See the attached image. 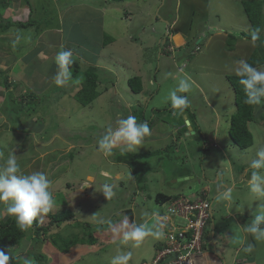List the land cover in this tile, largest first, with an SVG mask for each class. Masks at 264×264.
Masks as SVG:
<instances>
[{
    "label": "rangeland",
    "instance_id": "rangeland-1",
    "mask_svg": "<svg viewBox=\"0 0 264 264\" xmlns=\"http://www.w3.org/2000/svg\"><path fill=\"white\" fill-rule=\"evenodd\" d=\"M27 1L33 8L36 5H46L49 10V13L40 14L38 20L42 28L46 27L49 31L52 29L46 40L50 38L55 40V32L63 24L67 36L70 32L72 34V38L70 36L67 41L77 40L75 44L79 54L76 56L83 57L86 54L85 59L93 64L97 62L96 65L106 69V72L100 70L99 90L102 94L89 107H82L72 99L68 100V103L60 102L58 106V103L55 104V99L53 102L52 99L41 98L35 110L30 113L19 109L21 98L19 89L11 88L13 96L8 97L4 81L1 79L0 164H3L9 153L13 152L17 156L21 172L46 173L53 182L52 191L56 200L51 210L57 212L63 210L66 205L77 213L79 221L77 223L82 224L76 227L74 221L67 222L61 228L51 230V234L63 233V237H66L73 233L70 235L73 238L74 233H78L80 241L89 239L87 242H90V238L97 237L99 245L95 244L93 248H99L93 253H87L91 248L86 250L85 247L90 245L86 242L82 248L80 242L69 253L62 254L50 243L48 235L41 236L40 240L34 242L35 226L31 225L27 239L19 247L6 250L5 253L10 257H19L33 248L32 252L35 255L42 254L45 257L39 264H110L111 258L117 252H131L129 264H152L155 263L154 260L151 261L158 252L155 244L159 243L161 238L147 237L142 242L124 241L123 230L120 233L112 231L108 222L119 225L124 216L128 217L127 209L133 208L135 222L146 223L151 227L156 222V217L152 213L167 214L166 208L155 202L156 192L165 195L177 192L192 196L203 189L208 194L211 188L209 196L214 202V218L205 240L207 251L212 253L216 251L220 256L226 255V261L230 264L236 249L240 246L245 248L251 243L254 245V251L246 253L243 250V253L248 255L247 258L255 255L254 260L251 259L253 264H264V241H255L250 234L242 230V227L253 218L260 203L249 193L247 182L240 185L243 190L230 194L232 200L237 201L230 211L226 212L222 209L225 206L224 198L217 197L225 190L224 180L230 183L229 165L237 174L255 158L257 148L264 146V121L259 116L264 114V109H261L264 103L256 108L258 118L249 123V129L254 137L253 145L245 150L230 142L232 141L229 135L230 122L237 105H232L234 92L229 78L236 76L233 70L235 61L241 58L248 60L258 46L257 43L242 38V34L249 33L250 27L243 0H124L122 2L118 0H57V2L0 0V24L5 25L8 21H26L31 17V9L26 5ZM251 2L255 4V0L250 1L253 8ZM171 15L182 17L178 26L173 24L169 26L165 20L172 19ZM198 30L204 31L203 35L198 33ZM105 34L115 38L116 41L104 46ZM232 35L238 36V40L233 42L230 37ZM260 35L264 40V29ZM168 37L171 44L166 45L164 51L171 53V56L161 52L165 46L163 42L162 46L160 45L161 39L164 38L165 41ZM17 40L14 28L5 35L0 34V69L9 71L10 81L22 82L27 89L40 93L38 81L34 78L36 73L30 71L35 67L31 66L29 70L20 67L17 62L11 63L21 43ZM67 41L66 44L70 46L71 43ZM199 46L200 50L196 51ZM33 49L30 51V58L36 67L41 68L44 62L43 64L46 65L41 70L46 73L47 70L53 72V64L48 63V65V61L43 59L41 53L38 54L37 51L32 53ZM50 51L56 55L59 50ZM76 56V59L73 57L75 60H77ZM83 63L80 64L84 65ZM134 76H140L144 83V91L141 94H135L130 90L128 80ZM184 77H190L194 82L192 90L182 95L188 96L190 106L186 110L194 114L202 135L197 132L196 136L187 137L188 131H183L181 135L184 141L187 140V147L173 146L165 150L164 144H172L177 136L164 135L172 131L171 127L179 123L181 116L180 110H171L173 108L169 93ZM6 102L9 105V113L6 112ZM49 103L53 104L54 113L48 108ZM208 103L218 107V119L207 108ZM152 109H159V112L154 114L153 123H151L154 118ZM129 114L136 116L137 122H146L150 130L156 124H158L156 127H160L163 122H168V126L162 129L154 128L151 136L145 139L136 151L118 149L122 144L115 147L118 151L124 152L151 153L156 150L159 153L157 155L161 158L155 156L145 159L140 170L134 174L126 165H113L112 161L115 158L105 157L103 152L98 150L96 143L107 128L115 127L119 119L126 118ZM52 117H55L60 128L52 130L50 140H44L41 137L46 128L52 126L55 121ZM215 131L216 139L227 143L226 157L222 151L214 149L213 144L206 149V152H202L204 136L212 143ZM78 136L86 142L82 140L83 144L78 143L81 142ZM74 137H77L75 143L70 140ZM76 145L78 150L76 149L74 161L66 158L62 162V167H57V160L72 152ZM189 146L198 148L199 151L188 152ZM26 158L32 160L23 163L22 160ZM170 165L183 173H189L190 176H185L188 178L199 176L202 178L205 173L203 177L205 180L200 178L201 184H198L196 179L172 183L169 178ZM104 169L112 173L111 180H103L100 177V172ZM148 169L162 170L163 174H150L148 176L150 190L144 193L135 177L138 179L146 175ZM251 172L252 169L249 167L248 173ZM217 174L220 179L222 176L225 179L217 181ZM93 178L96 181L89 191L92 194H89V189L82 191L80 188L83 183L88 182L92 185ZM90 179L92 181H88ZM158 179L161 181L155 185ZM105 183L115 186V195L110 199L100 192L101 186ZM5 207V202H0V221L9 217L4 211ZM76 208H79L78 211L75 210ZM214 229H216L217 244H214L212 237ZM241 256L243 257V254ZM31 257H28L30 261L38 263ZM242 257L235 258L236 263L243 264Z\"/></svg>",
    "mask_w": 264,
    "mask_h": 264
},
{
    "label": "clouds",
    "instance_id": "clouds-1",
    "mask_svg": "<svg viewBox=\"0 0 264 264\" xmlns=\"http://www.w3.org/2000/svg\"><path fill=\"white\" fill-rule=\"evenodd\" d=\"M167 23L169 24V26L171 25L170 22ZM169 30L170 27L168 28V33ZM173 34L174 33H172V35ZM251 38L253 41H256L260 38L259 28H257L252 32ZM163 40L164 38L161 39L160 45L162 46V42H163V45L165 46L164 48H162L161 52L162 54H166V55L168 54L171 56V53H165L167 51H164L166 45L171 44L169 37L165 39V41ZM199 50H200V46L197 47L196 51ZM55 63L58 69L56 75L53 78L56 86H64L69 82H74V83L80 82V81H73L72 78V73L70 68L71 65L74 63V59H73V51L71 49L62 48L61 50H59L55 56ZM233 70H234V74L239 78L238 80L239 84L243 88L245 95L244 103L249 106H257L260 105L261 103H264V100H262V98H264V70L253 67L246 59L243 58L235 61V67ZM193 84L194 82L191 80L190 77H184L181 78L177 86L170 91L169 100L173 109H178L182 113L185 109H187L190 106V100L188 96L182 94L189 93L193 88ZM154 120L155 118L152 119L151 123H153ZM153 129L154 127L150 130L149 125L146 122H137L136 116L129 114L126 118L119 119L116 122L115 127L107 128L104 134L99 137V139L97 140L98 150L103 152L105 157L109 156L108 159L115 158L112 161L113 165L115 166L126 165L130 167V170H132L134 174L135 171L140 170V167L142 166L143 163L141 164L140 162L139 164H137L135 170L130 163L127 164V163L118 162V160H116L117 153H133V152L118 151L119 147L118 149H115V147L122 144L126 146V149L128 151H136V149L140 147V145H142L144 140L151 136L152 134L151 131ZM170 145L178 146L174 140L173 143ZM168 146L169 145H166L165 149ZM113 151H115L116 153H114ZM136 154H147V153L141 152ZM0 155H2V153H0ZM249 167L252 169V172L250 178L247 181L246 187L249 193L252 195L253 199L255 201H259L260 203L253 218L244 227H242V230L245 233L250 234L255 241L260 242V241H264V146H260L257 148L255 158L251 159L249 163ZM157 171L152 169L151 172H149V170L146 172L147 180L145 182V186L146 187L148 186V191L150 190L148 176L153 173L159 174L160 172H162V170H157ZM110 175L112 176V173L106 169L100 172V177L103 180H111ZM180 178H188V177H180ZM180 178H176V179L173 178L170 180H172V183H180L177 181ZM135 179L138 180L136 177ZM188 180H194V177L192 178L189 177L185 181ZM160 181L161 180L158 179L155 185H158ZM94 183L95 182L92 181V185H91L90 183L85 182L83 183L80 189L82 191L84 190L86 191L89 189L88 190L89 192L94 187L93 186ZM52 184H53L52 180L44 172L33 171L28 174L21 172V168L18 163L17 156L14 155L13 152L9 153L7 158L4 160L3 164H0V202H5L6 207L4 211L7 213L8 216L15 218L16 224L22 230L30 227L34 221H37L38 217H40L42 214L48 213L55 206L56 200L52 191ZM114 187H115L114 185L105 183L101 186L100 192H102L107 199H110L115 195ZM229 191L230 189L222 193L221 198H227ZM210 192L211 190L208 192V194H206V192L203 189L202 191L198 192L197 194H193L192 196H187L185 194H178V193L169 194L166 196L170 197V200H167L163 203H158L156 201L157 195L162 194V192H156L157 194H155V202L160 206H164L168 214V208L171 205V203L176 202L181 198H187L190 199L191 201H195L199 198L209 200ZM176 196L178 198L173 199V197ZM210 203L212 205V217L210 218L205 228V233L202 242L203 250H202L201 258L199 259L200 261L199 264H216V263L228 264L227 261L221 258L220 255L218 256L214 252L213 253L208 252L205 246V240L208 236L207 232L210 228V223L213 222V218H214L213 203L212 201H210ZM127 210L128 212L130 211L132 213L133 216L132 222L131 220H129V215H128V217L124 216L122 218L119 225L112 224L109 221L108 222L109 227L111 228L112 231L117 233H120L121 230H123L122 237L124 241L131 240L135 242H142L147 237H153L156 239L161 238L159 243H156V245L157 246L160 245L161 248L158 247L156 248L158 252H156V256L152 259L151 262H153V260L156 261L159 254L165 249V239H164L165 233L163 229L166 227V221L168 220V217L166 216V214L161 215L159 212L152 213V215L156 217V222L150 227L146 223L135 222L133 208ZM213 239L215 244L216 241H215L214 232H213ZM98 245L99 243L96 246ZM242 250H244L246 253H252L254 251V245L249 243L245 248L241 247L240 251ZM131 257H132L131 252H117V254L111 258L110 264H129ZM172 257L173 256L169 258L171 259ZM238 257H242V256H239V254L235 255L234 258H232L230 264H238L235 261V258ZM243 260H244L243 264H253L251 260L248 261L247 259L244 258ZM9 261H10V256L6 254L4 251L0 250V264H9ZM166 261H169V259H164L159 263H152V264H164Z\"/></svg>",
    "mask_w": 264,
    "mask_h": 264
},
{
    "label": "trees",
    "instance_id": "trees-1",
    "mask_svg": "<svg viewBox=\"0 0 264 264\" xmlns=\"http://www.w3.org/2000/svg\"><path fill=\"white\" fill-rule=\"evenodd\" d=\"M119 2H122L124 0H118ZM250 1L252 0H243V6L245 9V12L247 14V18L249 20V33H245L242 34V38H247L250 41H253L251 38V34L254 30H256L257 28L260 29V33L263 31L264 29V0H255V4L252 3V5H254V7L252 8L250 5ZM55 2H57V0H55ZM26 5H28L29 9H31V14L33 16V14L35 16H31L29 17L26 21L23 20H19V21H8L5 25L0 24V34L5 35L6 33H8L9 31H11L13 28L15 29L16 35H17V39L21 42L19 43L18 47H17V55L16 57L11 61V63H15L16 61L19 63L20 67H25L27 69L30 70V68H32L31 66H34V68H32V70H30L33 73H36L35 75V80H37V84H38V89L40 91V93H36L34 91H31L29 89H27V87L25 86L24 83L22 82H12L9 80V74L7 71H3L2 69H0V80L3 79L4 81V86L6 88V92H7V96L8 97H12L13 96V90L19 89L20 91V105H19V109L21 111L24 112H28L30 113L32 110H35L36 106L39 104V102L42 100L41 98L44 99H52L54 102L55 99V104L61 102L63 104V102L68 103V100H75L76 102H78V104H80L82 107H89L90 105L93 104V102L100 97V95L102 94V92L99 90V84L101 82V77H100V70H104V72H106V69H102L99 66L96 65L97 62L91 63V61L85 59L86 54L84 57V59L82 60L83 57L81 56H76L77 54H79L78 49L76 48V44L77 40L74 41H69L68 43H71V45L68 47H64V48H69L73 51V57L75 58V56L77 57V60H75L74 58V63L71 65V73H72V78L73 81H80L79 83H74V82H69L67 84H65L64 86H56L54 83V76L56 75L58 69L55 63V56L54 53L50 50L53 49H57L53 44L49 43L48 39V34H50L51 31H49L48 29L42 28V25L38 22L39 18H40V14H46L49 13V10L47 8L46 5L43 6H34V8L31 6L30 2H26ZM60 7L61 4L59 3ZM39 12V13H38ZM61 27H63V24L60 25ZM52 30V29H51ZM65 30V34H66V29ZM103 31V29H100ZM70 35L66 37H68L67 39L69 40V37L71 36L72 38V34L71 32L69 33ZM43 37V42L41 41V38ZM232 41L234 42L238 40V36H230ZM17 40V41H18ZM40 40V42L38 43V41ZM116 41L115 38L105 34L104 35V46H107V44H111L112 42ZM168 42V40H167ZM255 43L258 44L256 50L254 51V53L252 54V56L247 60L253 67L256 68H261L264 66V40L260 35V38L256 41H253ZM168 44V43H167ZM48 46V47H47ZM50 46V47H49ZM34 48V49H33ZM33 49L32 53L34 51H37L38 54H42V57L44 60L48 61L47 64H53V72H50V70L43 71L41 70V68H43L45 64H41L42 67H36V65L34 64V62L31 61L30 58V51ZM61 50V49H60ZM100 50V49H98ZM233 50V49H232ZM79 59V61H78ZM84 62V65H81L80 63ZM10 63V64H11ZM48 64V65H49ZM12 66V64H11ZM40 66V64H39ZM10 69V68H9ZM83 69V70H82ZM239 78L237 76H231L229 78V81L232 85V88L234 90L235 93V100H236V105H237V109L236 112L233 114L232 118H231V122H230V129H229V135L230 138L232 139L233 143L236 144L239 148L241 149H247L250 148L253 143H254V137L252 132L249 129V123L254 121V119L258 118V115H256V107L258 106H249L247 104L244 103V99H245V95H244V91L242 86L239 84L238 82ZM40 82H42V85H40ZM128 84L130 87V90H132L133 93L135 94H141L144 91V83L142 81V78L140 76H134L132 78H130L128 80ZM11 88H13V90H10ZM21 89V90H20ZM24 92V93H22ZM22 93V95H21ZM29 98V100L27 101V99ZM262 100H264V98H262ZM6 104V112L9 113L10 109H9V105L8 102L5 103ZM69 106V105H67ZM140 107V106H138ZM48 108L51 110V113L55 111V108L53 107V104L49 103ZM210 111L215 115V117L218 119V112H217V108L213 107V109L209 106ZM216 109V110H215ZM174 110V109H171ZM170 110V111H171ZM216 112H215V111ZM148 111H150L148 109ZM185 112L187 111L186 109L184 110ZM183 111V112H184ZM159 112V109H152L151 113L155 114ZM176 112V110H175ZM182 112V113H183ZM150 113V114H151ZM178 114V112H176ZM187 113H189V115L191 116V120L197 123V119L195 118V116H193L194 114L190 113L187 111ZM260 118L262 119V121H264V114H259ZM55 117H52V120H54ZM56 119L53 123V125L49 126L46 128L43 136L41 138H43L44 140H50L51 136L50 133L52 132V130L60 128V124L56 123ZM59 122V121H58ZM200 126L198 125L197 131L199 133H201L199 131ZM201 130V129H200ZM47 133V135H46ZM77 136V134L75 135ZM81 142H78L80 144H83L86 140L85 139H81L80 136H78ZM70 140L72 142L77 140V137L74 138H70ZM83 140V141H82ZM75 143V142H74ZM76 143V144H78ZM97 143V142H96ZM92 144V143H91ZM98 147V146H97ZM173 145H169L165 150H169L170 148H172ZM77 149V145L75 148L72 149V152L64 155L62 158H60L59 160H57V164L56 166L61 168L62 167V162L64 161V159L66 158H70V160L73 162L74 158L76 157L75 153ZM159 154L156 151H153L151 153H147V154H136V153H117L116 154V160H118V162L120 163H127V164H131L132 167L136 170L137 164H139L141 162V164L144 162L145 159H148L150 157H155V156H159L157 155ZM24 155V154H23ZM160 157V156H159ZM161 158V157H160ZM28 160H32L26 158V160H22L23 163L27 162ZM169 162V160H168ZM58 168V169H59ZM149 172H151L152 170L148 169ZM54 173V172H53ZM135 173H137V171H135ZM176 173V172H175ZM186 175V172L182 173ZM189 174V173H188ZM187 174V175H188ZM56 175V174H54ZM147 175H143L142 177L138 178V183L140 184V188L144 191H147L148 186H145V182L147 180ZM143 191V192H144ZM172 198V197H171ZM178 198L173 197V199ZM167 200H170V197L163 195V194H159L156 197V201L158 203H163ZM210 200V199H209ZM211 201V200H210ZM63 210L57 211V212H53L52 210H50L48 213L41 215L40 217L37 218V221H34L32 226H35V229L33 231V235L35 237L36 240L38 241L41 239V236H45L48 235V239H50V243L58 248L62 253L67 254L70 252L71 249L74 248L75 245L78 246V244L80 242V244H82V246H84V244H86L87 241H85V239H82L80 241V234L78 233H74L73 238H71V234L63 237V233H56V234H51V230L53 229H59L61 228L65 223L67 222H72L74 221V223L76 224V227H80L82 226L81 223H77L79 222L77 219V213L75 211H73L72 209L68 208L66 205L62 208ZM127 214L129 215V218L132 222V213L129 211L127 212ZM30 230V227H28L27 229L22 230L20 227H18V225L16 224L15 218L9 216L8 218H6L5 220H1L0 221V250L2 251H6V250H10V249H14L16 247H19L22 242L27 239L28 237V231ZM90 242H87L90 246L93 245H97V241L98 238H90ZM100 240V238H99ZM45 242V240H44ZM158 248H161V246H157ZM32 248V247H31ZM33 248L31 250H28L23 256H12L10 257V261L9 264H35L33 263V261H30V259L28 257L32 256L34 258V260H36V264H39V262H42L45 257L42 254L39 255H35L33 252ZM7 252V251H6ZM31 257V258H32ZM28 259V260H27Z\"/></svg>",
    "mask_w": 264,
    "mask_h": 264
},
{
    "label": "built area",
    "instance_id": "built-area-1",
    "mask_svg": "<svg viewBox=\"0 0 264 264\" xmlns=\"http://www.w3.org/2000/svg\"><path fill=\"white\" fill-rule=\"evenodd\" d=\"M166 216L165 249L155 263L169 259L164 264H199L205 228L212 217L210 201L181 198L171 203Z\"/></svg>",
    "mask_w": 264,
    "mask_h": 264
},
{
    "label": "crops",
    "instance_id": "crops-1",
    "mask_svg": "<svg viewBox=\"0 0 264 264\" xmlns=\"http://www.w3.org/2000/svg\"><path fill=\"white\" fill-rule=\"evenodd\" d=\"M191 8H192V3H191V5H190V7H189V10L191 11ZM175 11L177 12L178 11V4L176 5V8H175ZM154 15V14H153ZM171 17H173V15H171ZM167 22H170V24H173V25H179V23L181 22V20H182V17L181 16H176V17H173L172 19L170 18H166L165 19ZM157 21H158V18H157ZM176 26V27H177ZM175 27V28H176ZM51 32L50 33H52V30H50ZM154 31V30H153ZM56 36H55V40H52L51 38L49 39V43H51V44H53L58 50H60V49H62V48H64V47H67L68 45L66 44V41H67V37H66V34H65V30H63V27H61V26H59V28L56 30ZM198 33H200V34H202L203 35V33H204V31H199L198 30ZM63 34L65 35V36H63ZM182 38V37H181ZM68 42V41H67ZM182 46V45H181ZM69 47V46H68ZM17 62V61H16ZM19 62V61H18ZM17 62V64L19 65V63ZM11 65V64H10ZM258 69H261V68H258ZM261 70H264V66H263V69H261ZM234 92V91H233ZM234 97H235V94H234ZM234 97H233V104L232 105H234V104H236L235 103V100H234ZM262 104V103H261ZM209 105H210V107L213 109V107L215 108V106H213V105H211L210 103H208V106H207V108H209ZM259 106V105H258ZM257 106V107H258ZM256 107V108H257ZM216 108H218V107H216ZM262 110L264 109V107L263 108H261ZM216 110V109H215ZM214 110V111H215ZM260 110V109H259ZM264 111V110H263ZM216 112V111H215ZM256 115H258L257 114V111H256ZM153 116H154V114H153ZM184 116V117H183ZM154 118H155V116H154ZM180 121H179V123L177 122L173 127H171V129H172V131L170 132V133H168V134H165L164 136H166V137H168V136H170V135H172V137L175 135H177V137L175 138V142L177 143V145L178 146H180V147H187V140H185L184 141V139H183V137H182V135H181V132H185V131H188V133H187V137H190V136H196L197 135V128H198V124L196 123V122H194L193 123V121L191 120V121H189L190 119H191V116L189 115V113H187V111L185 112H183V113H181V116H180ZM168 123V122H167ZM166 122H163L161 125H159L160 127H156L158 124H156L155 126H154V128H160V129H162L164 126H168V124H167ZM160 124V123H159ZM165 124V125H164ZM191 129V130H190ZM201 134V133H200ZM202 135V134H201ZM216 131H215V134H214V136L212 137V140H213V142L211 143L209 140H208V138L206 137V136H204V141H203V145H204V148H202V152H206V149H208L209 148V146L211 145V144H213V148L214 149H217V150H219V151H222V153H223V155H225V150L226 149H228V147H227V143H222V142H220L219 141V139H216ZM230 142L231 143H233L231 140H230ZM185 145V146H184ZM166 146V144H164V147ZM235 146H237L236 144H235ZM119 148H126V146H124V145H121ZM204 149V150H203ZM222 149V150H221ZM188 152H192V153H197L198 151H199V149L197 148H195V147H193V146H189L188 147ZM246 150V149H245ZM212 155H210V157H211ZM225 157H226V155H225ZM229 159H230V157H229ZM228 162H229V164H230V161L228 160ZM193 165V164H192ZM192 165H191V167H192ZM235 165V164H234ZM249 165V164H248ZM248 165L246 166V167H244V169H242L240 172H238L237 174L234 172V168H232V166L231 165H229V167H228V173H229V176H230V183H227L225 180H224V186H223V188H225V190L222 192V193H224L225 191H227V190H229L230 189V191L228 192V197L227 198H224V201H225V206H224V208H222V209H225V211L227 212V211H230L231 209H232V207L234 206V203L235 202H237V201H233L232 200V198L230 197V194L232 193V192H236V191H241V190H243V188H241V186L240 185H242L245 181L247 182L248 181V179L250 178V175H251V173H248V169H249V167H248ZM176 172V173H175ZM183 172L181 171V170H179V169H175L174 167H172L171 165H170V174H169V178L170 179H176V178H180V177H185V176H188L187 175V172H186V175L185 174H182ZM159 174H163V173H159ZM162 177H163V175H162ZM203 177H205V173L203 174ZM202 177V178H203ZM200 178H201V176H199V177H194V179H196V182L198 183V184H201V182H202V180H200ZM201 178V179H202ZM95 178H93V181H95L94 180ZM204 179V178H203ZM223 179H225V177L224 176H222V178L220 179L219 178V175L217 174V181H223ZM98 180V179H97ZM205 180V179H204ZM90 181H92V179H90ZM207 186H209V185H207ZM210 187V186H209ZM210 190H211V188H210ZM142 192L144 191V190H141ZM147 191H148V189H147ZM147 191H144V193H146ZM91 192H89V194H90ZM198 193V192H197ZM197 193H194V194H197ZM222 193H220L219 195H217V197H219L220 199H221V196H222ZM92 194V193H91ZM173 194H177V192H174ZM86 201V200H85ZM213 203V209H214V202H212ZM78 209L79 208H76L75 210L76 211H78ZM236 211H238V209L236 210ZM133 214H134V212H133ZM230 215V214H229ZM134 218H135V214H134ZM230 219H232V218H230ZM215 230V229H214ZM214 236H216V230L214 231ZM212 237H213V234H212ZM215 244H217V242H215ZM82 248H83V246H81ZM155 247L157 248V245L155 244ZM88 248H91L90 250H87ZM240 248H241V246L240 247H238L237 249H236V251L234 252V254H233V256H232V258H234V256L235 255H238L239 254V256H241V254H243V258L244 259H247L248 261H250L252 258H253V260H254V257H255V255H251L249 258H247L248 257V255L246 256L244 253H243V250L242 251H240ZM85 249L87 250V253H93V252H95L96 251V249L97 248H93V246L92 247H90V246H88V247H85ZM77 250H79V249H77ZM216 250H217V248H216ZM214 253H216V252H214ZM217 254V253H216ZM228 254V253H227ZM218 256L220 255V254H217ZM221 258H223L224 260H226V255H221ZM228 263V262H227Z\"/></svg>",
    "mask_w": 264,
    "mask_h": 264
},
{
    "label": "water",
    "instance_id": "water-1",
    "mask_svg": "<svg viewBox=\"0 0 264 264\" xmlns=\"http://www.w3.org/2000/svg\"><path fill=\"white\" fill-rule=\"evenodd\" d=\"M188 178H180V179H178L177 181L178 182H183V181H185V180H187Z\"/></svg>",
    "mask_w": 264,
    "mask_h": 264
}]
</instances>
